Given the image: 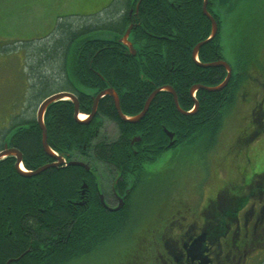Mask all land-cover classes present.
Returning <instances> with one entry per match:
<instances>
[{"label":"trees","instance_id":"trees-1","mask_svg":"<svg viewBox=\"0 0 264 264\" xmlns=\"http://www.w3.org/2000/svg\"><path fill=\"white\" fill-rule=\"evenodd\" d=\"M203 1L142 0L129 35L137 55L119 40L130 22L128 3L124 4L123 13L106 23L113 27L111 37L85 34V30L102 25L84 23L66 31L65 40L55 39L61 47L64 45L65 78L77 86L80 110L90 111L95 93L107 85L118 92L127 116L138 114L151 91L163 84H172L182 107L191 108L194 102L187 92L190 85L203 79L214 82L223 74L222 69L201 67L192 59L193 47L208 38L212 29L203 12ZM64 26L60 24L59 30ZM200 53L206 60L212 59L211 41L200 46ZM205 73L209 76L205 77ZM84 86L90 91L83 90ZM198 91L201 103L194 115L181 114L173 94L163 89L136 123L123 120L113 97L106 95L98 103V114L119 123L121 132L116 142L101 132L97 118L85 122L75 118L72 100H57L46 108L44 116L47 141L63 156L68 154L71 158L86 151L91 156L105 157L129 173L132 166L127 154L133 151L129 149L130 136L140 130L142 143L159 154L162 143L168 140L162 123L178 128L183 137H193L205 128L216 129L222 117L221 91ZM27 122L11 126L3 141L22 151L24 164L33 169L50 163L53 157L44 151L43 131L37 120L33 117ZM15 162L13 155L0 159V264H76L101 251L125 228L124 219L131 206L118 212H87L71 204L70 198L76 197L84 178L89 176L83 167H48L29 177L16 171Z\"/></svg>","mask_w":264,"mask_h":264},{"label":"flooded vegetation","instance_id":"flooded-vegetation-1","mask_svg":"<svg viewBox=\"0 0 264 264\" xmlns=\"http://www.w3.org/2000/svg\"><path fill=\"white\" fill-rule=\"evenodd\" d=\"M141 1H128L129 25L132 24V28L135 26L137 19L135 15L138 14ZM210 1L212 0H208L207 4H210ZM209 4L208 12L213 15L218 25L219 17L214 9V4L211 2L210 9ZM248 9L247 12L256 11L261 14L260 22L257 27L245 33V38L237 40L242 44L243 52L236 51L233 62H230L223 54L219 25L211 40L212 47H214L211 60L203 58L199 50L197 61L193 58L192 51V59L198 64L200 63L201 67L211 69L217 67L223 70V74L215 77L216 81L214 82L203 79L190 85L187 92L193 98L194 103L191 108L182 107L179 101L180 96L172 84H163L154 89L163 86L172 87L176 92L177 101L182 111L175 103L174 93L168 89L165 90L173 94L176 109L181 114L194 115L201 103L198 90L210 91L204 86L214 87L225 81L228 72V69L222 65V61L225 60L231 65L232 71L225 86L215 90L221 91V100L223 101L220 109L222 117L216 129L205 128V130L198 131L193 137H183L179 135L178 128H169L162 123V130L168 136V140L162 143V152L159 154H156L155 151L151 152L152 150L142 143V130H140L130 136L129 149L131 148L133 151L127 154L130 159L129 165L132 166L129 173H126L127 171L123 170L122 166L119 168L115 163L100 155L91 156L85 151L84 154L70 158V155L63 156L56 151L63 157V163L55 165L56 168L72 165L70 163L72 160L88 164V166L76 164L83 167L89 176L84 178L81 188L77 190L76 197L70 198L72 205L80 206L87 212L92 210L121 211L133 205L135 194L146 183L154 181L156 184H163V187L160 188L161 192H156L147 201L150 207L146 213L150 211L155 219L143 223L140 230L137 229L139 220L134 222L135 236L131 242L129 253L122 258L117 257L113 260L114 258L107 256L110 253L107 252L97 260L94 255L99 251L92 255L93 258H85L76 264L85 263L89 258L93 259V264H264V0H249ZM210 21L213 27L212 20ZM121 42L123 41L121 40ZM124 45L127 44L124 43ZM134 50L136 51L135 46ZM128 51H130L129 48ZM131 53L137 55V51L135 54L132 51ZM215 62H219V64L205 65V63ZM209 73L213 74V71L210 70ZM207 75L209 76L208 73H205V77ZM66 80V87L56 91L64 90L74 94L80 105V97H78L80 95L76 91L77 86L70 84L68 79ZM197 85L204 86L195 88L191 92L193 86ZM176 87L180 86L176 85ZM107 88L118 93L113 86L107 85L106 88L95 93L92 109L90 111L81 110V113L90 114L89 121L96 118L101 121V132L105 135L106 132L103 131L105 122L109 120L108 127L113 125L112 128L117 131V136L110 140L116 142L119 140L121 132L119 123L111 117L98 114L99 101L110 94H106L98 100L96 114L91 117L97 95ZM82 89L90 91V88L86 86ZM226 91L228 95L225 94ZM169 133L172 135L170 136ZM197 138L202 142L201 149L204 154L201 159L205 162L211 161L210 153L215 150L221 139L224 142V149L220 154H217V163H212L210 166L209 174L205 177L206 183L201 189L191 180L185 187L178 189V196L174 198L173 193L171 194L164 186H168V181L172 182L170 171L165 167L160 169L154 168V166L149 169L147 167L157 162L165 152L177 148L184 150L187 143ZM2 143L0 150L8 142L2 141ZM8 145L9 147L13 146L9 143ZM220 147L222 148V145ZM178 156L180 155L178 154ZM214 158L217 159V157ZM55 161L57 158L53 157L50 163H55ZM16 171L18 172L17 166ZM84 184L86 186L83 188ZM208 184L211 185L210 190L205 189ZM121 198H124L122 208L111 210V207L120 204ZM130 239L132 238L129 233L122 243L124 244ZM109 244V242L106 243L102 249L107 248ZM119 251L120 255H123L125 250H117L113 255Z\"/></svg>","mask_w":264,"mask_h":264},{"label":"rangeland","instance_id":"rangeland-1","mask_svg":"<svg viewBox=\"0 0 264 264\" xmlns=\"http://www.w3.org/2000/svg\"><path fill=\"white\" fill-rule=\"evenodd\" d=\"M128 1L0 0V142L11 126L28 124L27 121L36 116L37 107L43 96L66 87L67 80L63 65L66 54H62L64 45L61 47L62 45L55 39L61 37L63 41L66 31L79 28L84 23L102 25L90 31L85 30V34L111 37L113 32L110 28L113 27L110 23L108 25L106 23L123 13L124 4L127 5ZM247 1L212 0L219 17V35L223 54L230 62H233L236 51L243 52V46L237 40L245 38V33L257 27L260 22V13L247 12L249 0ZM108 2L115 3L100 8ZM60 24L65 25V28L59 30ZM108 123L109 120L105 122L103 131L108 135L107 138L114 139L117 131L112 128L113 125L108 127ZM105 127H108L107 130ZM201 144L202 142L197 138L187 143L184 150L177 148L165 152L157 162L147 167L148 169L152 166L159 169L165 167L170 171L172 182L167 180L169 184L164 186L171 194L173 193L174 198L178 196V189L185 187L191 180L201 189L206 183L205 177L209 174L210 166L212 163H217V154L224 149V142L221 139L215 150L210 153L212 162H205L201 159L204 154ZM210 186L208 184L205 189L210 190ZM162 187V183L156 184L151 181L137 191L128 217L124 219L125 228L118 237L110 241L107 248L94 255L95 259L99 260L98 258H102L107 252H110L108 257L112 256L120 249L125 250L123 255H120L119 251L111 257L114 258L113 260L129 253L135 236L134 222L139 220L137 229L140 230L143 223L155 219L150 211L146 213L150 207L147 201L156 192L160 193ZM187 195L192 197L190 194ZM129 233L132 239L123 244L122 240ZM108 248L109 250H106ZM91 258L85 263L93 264Z\"/></svg>","mask_w":264,"mask_h":264},{"label":"water","instance_id":"water-1","mask_svg":"<svg viewBox=\"0 0 264 264\" xmlns=\"http://www.w3.org/2000/svg\"><path fill=\"white\" fill-rule=\"evenodd\" d=\"M207 1L208 0H204V6H203V12L205 15H207L210 20H212V33L210 35L209 38L207 39H204V40H201V42H199L198 44H196L194 46V50H193V58L197 59V55H198V52L200 50V46H202V44L210 41L215 35V33L217 32V29H218V25H217V22L216 20L214 19L213 15H210L209 12H208V9H207ZM132 24L129 25V27L127 28L125 34L123 35V37L120 39L122 40L124 43H126L130 49V51H132L134 54L136 53V51L134 50V47H133V43L131 40L128 39V36L131 32V28H132ZM200 64V63H199ZM216 64H219V62H215V63H205V65L207 66H213V65H216ZM222 65L225 66L227 69H228V72H227V75L225 77V81L219 85H215L214 87H208V86H204L205 88H207L208 90L210 91H214V90H217V89H220L222 87L225 86V84L228 82L230 76H231V71H232V68L230 67L229 63L226 62L225 60L222 61ZM203 86H193V88L191 89V92H193V90L195 88H198V87H203ZM160 89H168L170 92H173L174 93V97H175V103H177L178 105V108L181 110L180 108V105L177 101V96H176V92L174 91V89L170 86H163V87H160L154 91H152V94L149 96V98L146 100L145 102V106L144 108L138 113V114H135V115H131V116H126L123 111H122V108L120 106V102H119V95L113 90V89H109L107 88L105 91H102L101 93H99L95 99V102H94V105H93V111L91 113V117H93L95 114H96V110H97V103H98V100L106 95V94H110L113 96L114 98V103H115V106L118 110V113H119V116H121V118L127 122H138L140 121V119L144 116V114L147 112V110L149 109L150 107V102L152 101L153 97L157 94L158 91H160ZM64 96H67L68 98L72 99L75 106V117L78 118V120H80L81 122H85V121H88V120H81L79 118V111H80V107H79V102H78V99L77 97L70 93V92H67V91H61V92H56V93H52V95H49L47 97H45V99H43L40 103V105L38 106V111H37V116H36V120L38 121V124L40 125V128L41 130L43 131V137H42V142H43V148H44V151L47 152V154H49L50 156L52 157H56L58 160L55 161V163H47V164H44L42 166H39L38 168H35L33 170H24L23 166H22V160H23V153L16 147L14 146H10L8 145V143L5 144V147L3 149L0 150V159L1 158H4L6 156H10L11 154L12 155H15L16 156V166H17V170L20 174H23V175H26V176H33V175H37L39 173H41L42 171H44V169L48 168V167H55V165H59L61 163H63V157L58 155V153H56L55 151H53V149L51 148L49 142L47 141V134H48V130L46 129V125H45V120H44V114L46 112V108L52 104V102L54 101H57V100H63V98H67V97H64ZM182 111V110H181ZM169 135L171 136L172 134L169 133ZM172 144V143H171ZM71 164H81V165H85V166H88V164L82 162V161H78V160H72L70 161ZM86 185L84 184L83 185V188L85 187ZM123 202H124V198H121V202L118 206L116 207H111L110 209L111 210H119L122 208L123 206Z\"/></svg>","mask_w":264,"mask_h":264},{"label":"bare ground","instance_id":"bare-ground-1","mask_svg":"<svg viewBox=\"0 0 264 264\" xmlns=\"http://www.w3.org/2000/svg\"><path fill=\"white\" fill-rule=\"evenodd\" d=\"M85 116H86V113L85 114L84 113H80V115H79V117L82 118V119L85 118ZM60 156H62V155H60ZM22 166H23V168H25V166L23 164H22Z\"/></svg>","mask_w":264,"mask_h":264}]
</instances>
